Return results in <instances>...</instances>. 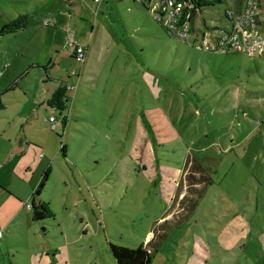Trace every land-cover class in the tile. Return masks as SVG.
Returning <instances> with one entry per match:
<instances>
[{"label": "rangeland", "instance_id": "obj_1", "mask_svg": "<svg viewBox=\"0 0 264 264\" xmlns=\"http://www.w3.org/2000/svg\"><path fill=\"white\" fill-rule=\"evenodd\" d=\"M18 14L26 29L0 36V264H115L109 243L148 230L151 264H264V51L197 50L134 0H0V26ZM60 84L76 85L66 127L46 106ZM194 161L208 181L190 184ZM161 165L191 197L173 220Z\"/></svg>", "mask_w": 264, "mask_h": 264}, {"label": "built area", "instance_id": "obj_2", "mask_svg": "<svg viewBox=\"0 0 264 264\" xmlns=\"http://www.w3.org/2000/svg\"><path fill=\"white\" fill-rule=\"evenodd\" d=\"M99 3L100 0H94ZM146 6L153 19L173 38L205 52H238L254 55L264 51V9L260 0H221L227 5L224 13L225 26L207 27L203 14L194 9L193 0H134ZM201 16V20L197 16ZM70 55L74 61L83 63L86 47L68 38ZM74 74L73 72L70 74ZM77 79L79 78L76 75ZM67 113L75 91V84H65ZM65 117L64 115L60 118ZM66 118V117H65ZM57 117L51 116L50 122Z\"/></svg>", "mask_w": 264, "mask_h": 264}, {"label": "trees", "instance_id": "obj_3", "mask_svg": "<svg viewBox=\"0 0 264 264\" xmlns=\"http://www.w3.org/2000/svg\"><path fill=\"white\" fill-rule=\"evenodd\" d=\"M214 1L223 3L221 0H214ZM214 1L213 0H193L195 4L194 9L198 8L200 10V13L202 14L203 8L206 6H212ZM142 5L146 8L144 4ZM223 17H224V14H223ZM202 20L204 21V24L207 27H211V26L216 27L215 25L207 24L205 15L202 16ZM27 26H28V15L18 14L17 16L9 19L6 23L0 26V36L17 33L18 31L25 29ZM225 53H234V52H225ZM66 98H67V91L65 88V84H60V86H58L52 92L50 97L46 100V104L50 108H53L59 114V116H62L63 111L67 109ZM61 122L65 125L66 118L65 117L61 118ZM64 148H65V145H62L61 150L63 151ZM192 166L194 168V171L200 174L198 175V177H192L193 174L189 175V181H191L190 184L193 181L194 183H199L198 181H195V180H200V179H206L207 181L209 180V178L206 175L199 172L201 171L200 164L194 161L192 163ZM48 170L49 169H47L45 173L43 174V176L41 177L33 195L39 193V190L43 186V182L45 178L47 177ZM30 208L32 210V218L34 220H40L44 218L53 217V212L44 202H38L37 204H32ZM162 235L163 234L161 233L160 236ZM108 246H109V251L111 253V256L115 260V264H151L153 260L154 252H155V248H154V251H151V252L148 251L145 248L143 243L138 244V246L136 247L121 246V245H117L113 243H109Z\"/></svg>", "mask_w": 264, "mask_h": 264}, {"label": "crops", "instance_id": "obj_4", "mask_svg": "<svg viewBox=\"0 0 264 264\" xmlns=\"http://www.w3.org/2000/svg\"><path fill=\"white\" fill-rule=\"evenodd\" d=\"M86 50H87V48H86ZM93 73H95V72H93ZM2 93L3 92H0V95ZM0 104H1V98H0ZM46 106L49 107L47 104H46ZM0 107H2V106L0 105ZM62 115H64L66 117V123H65V127H66L67 122H68L67 120L69 118V115L66 116L63 113H62ZM145 150H146V152H151V149L148 146L145 147ZM64 151L66 153V146H65V148H64V150L62 152L64 153ZM161 170H163L164 172L162 173L163 175H162V177H161L160 180L166 186V188H164L163 190H164V192H166L169 195L168 197H170L169 199L167 198L166 201H167V203L173 202V204L168 208L166 214L163 215L162 217H160L158 220H163L164 218H169V217H170L169 219H172L173 220L175 214L177 212H181L182 209H183L181 203L185 199H189L191 197L190 196H189V198L187 197L188 195H187L186 188H183V189L180 188V182H182V177H181L182 172L180 171L179 168H175L174 166H169V165H161ZM185 187H186V185H185ZM152 235H153V233L151 232V230L146 231L144 233L143 237H142L143 240L139 242V244L140 243H143L144 246H145V248L148 251H150V252L151 251H154V248L156 250V247H157L154 244L155 242L153 241L154 238H155V236L152 237ZM154 255H155V252H154Z\"/></svg>", "mask_w": 264, "mask_h": 264}]
</instances>
